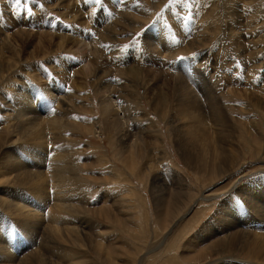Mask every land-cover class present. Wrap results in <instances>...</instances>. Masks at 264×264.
Listing matches in <instances>:
<instances>
[{
  "label": "rangeland",
  "instance_id": "obj_1",
  "mask_svg": "<svg viewBox=\"0 0 264 264\" xmlns=\"http://www.w3.org/2000/svg\"><path fill=\"white\" fill-rule=\"evenodd\" d=\"M137 7L141 9L138 14ZM145 14H150V18L143 21ZM163 32L167 39H157V35ZM85 41L89 45L85 47L86 64L91 66L89 74H84L87 65L77 58L78 51L80 53L78 45L84 47L82 42ZM6 62L8 66L10 64V70H4ZM132 69L141 70L133 76L128 73ZM0 72L3 74L0 76V127L6 131L10 130L11 124L5 102L9 104L8 100H12L10 103L16 100L14 90L17 91L18 87L29 88L26 90L29 92L35 87L37 93L34 94L40 97L43 96L42 88L54 85V90L61 88L64 91L62 96L68 93L72 100L67 104L71 106H67L68 112L64 116L68 115L69 121L67 137L72 135L73 140L65 143L59 140L58 144H64L63 151L76 156L78 170L75 172L78 175L75 172L61 175L80 178L85 189L81 206L86 207L79 206L83 212L76 210L69 215V221L79 217L82 222L85 220L88 229L94 227V239H101V242L103 239L106 247H112L114 241H123L125 247L116 249H123V257L114 252V256H119L118 264H136L137 257L142 254L141 245L146 241L148 245L143 255L146 261L142 259V264H148L151 259L149 250L154 249L155 244H172L174 240L183 244L191 232L214 212V205L208 206L205 201H200L180 222L173 223L177 217L161 229L155 220L159 209L155 203L158 204L165 193L178 191H181L180 199L184 201L182 195H186L184 202H188L191 191L190 194L187 192L191 189L203 193L209 186L217 184L213 188L218 190L227 183L221 179L217 182V179L206 186L213 180L203 183L200 177L198 181L199 176L185 165L174 149L176 131L169 121L176 117L172 108L180 97L176 87L183 85L182 80H185L197 92L202 89L204 93L216 94L215 100L222 108L238 109L232 113L239 121L237 125L242 123L257 128L253 125L257 117L255 112L264 108L251 97L256 94L264 97V0H20L19 4L16 0H0ZM103 78L106 83H100ZM100 84L110 85L115 93L114 108L122 120L126 119L129 136H139L142 128L140 135L147 141L143 158L134 160L130 170L118 154L120 148L111 144L106 136L98 135L99 130L105 129L98 97L102 93L108 98ZM232 87L235 90L237 87V92L241 93L234 94L237 98L233 97ZM245 92L252 94L250 100ZM51 96L53 94L49 93L44 97L47 109L53 108ZM35 103H39V99ZM226 113L231 116L230 111ZM47 170L42 176L43 179L50 177L49 181L44 179L48 182H45L47 195H50V191L56 189L53 183L62 187L59 182L64 179L65 183L66 178H57L59 173L56 175ZM56 178L58 182L54 180ZM108 198L111 202L107 207L109 213L114 209V218L109 213L106 218L93 215L92 211L105 206ZM193 201L188 202L183 212L194 204ZM44 205L41 201L40 208ZM46 215H43L45 221ZM120 216L132 225L115 219ZM171 225L172 230L163 241ZM142 228L151 232L143 234ZM15 238L16 243L28 242L21 232L16 233L13 240ZM11 240H6L8 246ZM181 246L179 252L176 251L178 248L171 250L169 256L160 257L153 264L161 263L167 256L170 264L180 263H175V258L179 260L182 256ZM187 263L190 264H182Z\"/></svg>",
  "mask_w": 264,
  "mask_h": 264
},
{
  "label": "bare ground",
  "instance_id": "obj_2",
  "mask_svg": "<svg viewBox=\"0 0 264 264\" xmlns=\"http://www.w3.org/2000/svg\"><path fill=\"white\" fill-rule=\"evenodd\" d=\"M140 12L141 9L138 8L137 14ZM144 16L143 21L150 18V14ZM157 39L167 38L163 32V34L159 33L157 35ZM71 40L70 42H73ZM82 44H84V47L78 45L80 53L78 51L77 54L79 55L76 56L80 58L81 63L87 65L83 66L86 71L84 74H87L89 67H91L90 63L86 64L85 59V47L88 44L86 41ZM9 66L8 63L5 68L2 66L1 72L3 68L4 70H10ZM140 70H129L128 73L136 76ZM1 72L0 76L3 75ZM103 80L105 79L103 78L100 83ZM182 81L184 84L181 83L183 85H180L179 88L176 87L181 98L176 96L178 101L172 106L175 113L171 109L176 117L173 116L174 118L169 121V124L171 123L176 131L173 147L185 165L199 176L198 181H200V177L203 179L201 181L203 183H205V180H213L206 186L217 179H219L217 182L221 179L226 180L227 183L218 190L213 188L217 184L207 188L205 186L202 188H205L203 193L193 189L189 190L187 193L190 194L191 191V196L188 195L190 197L188 200H194V204L190 205L185 212H183L184 208L186 209L188 202H190H184L186 195L181 194L184 198V201H182L181 196H179L181 191L165 193V196L159 198L158 204L155 203L159 206L155 214L156 223L163 229L178 217L173 222L176 224L187 215L194 205L205 201L208 206L214 205V212L197 229L191 232L183 244L180 243L182 245V249L180 248L182 256H178L179 260L175 258V263L181 261L178 264L186 262L190 264H264V109L261 112H255L257 117L254 122L261 125V127L255 125V123L253 125L257 128H250V126H245L242 123L237 125V117L232 114L237 112L236 107L230 109L229 106L227 108L223 105L224 108H222L215 100L216 97L214 96L216 94L209 91L204 93L202 89L197 92L195 89L190 88L184 82L185 80ZM186 82L188 83V81ZM29 84L33 87V84ZM101 86L104 87L108 98L105 94L103 97L102 93L98 97L100 100L98 104L101 106V114L104 116L103 123L105 125V129L103 131L99 130L98 135L106 136L111 144L120 148L118 154L123 157V164L130 170L132 167L130 164L134 160L138 161V159L143 158L147 141H144L140 135V132H142L141 127L139 136H129L126 119L122 120L120 114L114 108L113 97H115V93L110 85L107 87L100 84ZM54 87L42 88L43 96L41 97L34 94L37 93L35 87L30 89V92L26 91L29 88L20 89L18 87L17 91L14 90L16 92L14 93L16 94L14 99L16 100L14 101L12 97L16 103L12 105L14 103H10L12 100H8L9 104L5 102L7 105L5 109L9 112L7 117H9L8 120L11 125L9 131L0 127V264H118L117 258L119 256H114V252L123 257V249L116 250L120 249L118 247H125L126 244L123 241H114L115 244L112 247H106L107 243H103V239V242L100 241L101 239H94L92 231L94 227L88 229L89 225L84 222L85 220L82 222L79 217L69 221L70 214L76 210L82 213V208H86L81 206L82 200L85 198L82 192L85 189L83 190V183L80 178L74 177L78 175L75 172V170H78L76 156L63 151L64 144H58L59 140L61 143L73 140L72 135L67 137L66 131L69 130V121L66 117L68 115L64 116L68 112L67 106H71L67 104V101L72 99L67 96L68 93L62 96L61 93L64 91L61 88L54 90ZM235 88L236 90L232 87L231 92L233 97L237 98L235 95L241 93L237 92V87ZM110 91L111 93L108 95ZM49 93L53 94L51 97L52 100L54 99L52 109H47L44 105L47 103L44 97H48ZM244 94H247L250 100L249 96H252V94L247 92ZM38 99L39 103H35ZM251 99L264 108V97H259L256 94ZM250 108L252 107L250 106ZM228 111L231 112L230 117L225 115ZM229 122L232 123L233 127L230 126ZM61 151L64 153H60ZM83 168L85 167L83 166ZM45 169H48L47 172H55L53 174L59 173L57 178L61 179L64 177L61 174L66 176V174L70 175V172H75L76 175L64 177L66 178L65 183L64 179H62L63 181L58 179L62 181L59 182L62 183V187L58 186L57 183H53L54 177H52L51 183L56 185V189L50 191V195H52L50 197V195H47L48 188L45 186L46 180L50 177H46L44 178L46 180H44L42 176L45 175ZM47 172L46 174L50 173ZM57 178L54 180L57 181ZM202 189H198V191ZM196 197L198 198L195 199ZM109 199H106V202L104 201L105 206L103 205V207L96 210L93 209V215L105 217L110 210L107 207V204L111 202ZM41 201L45 204L42 208H40ZM111 211L109 214L111 218H114V209L112 208ZM181 213L183 216L180 215ZM43 215H46L47 221H45ZM127 216L130 219V213ZM120 217H115V219L122 223L125 220L124 224H131L125 217ZM43 223H45V228L42 230ZM172 225L164 235L163 241L165 236L171 232ZM142 229L143 234L148 231L151 232L150 229ZM19 232L28 238V242L19 241L16 243V238L13 240V236ZM8 239H12L9 246L6 243ZM145 243L146 241L141 245L142 254L137 257L136 264H142V259L143 261L146 259L143 258V255H145L144 250L148 245ZM160 244H157V246L155 244L154 249L148 248L151 252L149 255L151 259L148 264L157 263L156 260L158 261L160 257L165 255L169 256L171 250L176 248H178L176 251L179 252L180 244L175 240L172 244H167V242H163L162 246ZM168 256L159 264L168 262ZM168 264L170 263L168 262Z\"/></svg>",
  "mask_w": 264,
  "mask_h": 264
},
{
  "label": "snow or ice",
  "instance_id": "obj_3",
  "mask_svg": "<svg viewBox=\"0 0 264 264\" xmlns=\"http://www.w3.org/2000/svg\"><path fill=\"white\" fill-rule=\"evenodd\" d=\"M16 3L19 4L20 3V0H16ZM25 7H27V5L25 4Z\"/></svg>",
  "mask_w": 264,
  "mask_h": 264
}]
</instances>
